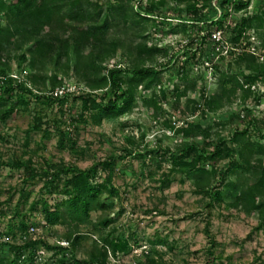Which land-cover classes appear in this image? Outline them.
Segmentation results:
<instances>
[{
  "label": "trees",
  "instance_id": "trees-1",
  "mask_svg": "<svg viewBox=\"0 0 264 264\" xmlns=\"http://www.w3.org/2000/svg\"><path fill=\"white\" fill-rule=\"evenodd\" d=\"M116 1L104 10L95 0H0V120H6L20 106H27L31 96L40 95L45 97L47 103H63V99L75 98L79 94L82 101L80 117L87 122L85 116L90 113L92 121L98 124L104 119L117 118L131 112L136 107L141 89L145 93L152 90L150 96H144L143 104L153 114L162 109L161 100L167 97L162 67H167L168 63H154V55L161 53L162 49L142 41L133 44L127 38H117L113 35V29L119 26L118 22L126 24L133 20L137 26L141 22L162 17L157 9L167 5V0H149L147 7H140L133 14L127 9L129 0ZM172 1L178 6L183 5L186 12L183 15L181 9L178 11L179 22L169 30L172 34L196 28L189 21L205 19L208 14L203 11L211 4V0H203L201 5L199 0ZM250 3L251 0L238 1L235 9H247ZM246 13L232 29L233 42H238L248 29L264 28V13L248 10ZM225 16L219 20L220 25ZM144 32L139 30L136 35L143 38ZM197 33H200V28H197ZM188 40L191 43L184 49L185 57L178 65L179 79L185 83L179 92L180 96H186L196 85V80H190L189 74L185 72L186 66L198 64L204 58L202 54L197 57L198 48H192L194 39L190 37ZM263 48L259 47V50ZM120 50L121 58L127 60L128 65H120L116 60L117 64L109 67L107 62L115 59ZM16 53H19V64L13 70L11 60ZM167 55L168 52L164 51L163 56ZM174 55H178L177 52ZM234 60L238 64L247 62L250 72H221L219 65H214L219 73L218 89L209 96H205L204 91L203 100L196 104V110L218 112L232 105L238 91L245 98L251 94L260 97L259 90L252 86L264 80V62H258L257 55L248 52L238 55ZM47 63L55 67L53 74L48 76L41 71V67ZM26 68L30 70L26 71ZM70 77H75L83 86H78L76 92L66 91L60 95L56 89L66 88ZM47 87L49 90H45ZM156 87H159V93L155 92ZM164 123L170 129L175 127L169 119ZM39 128L37 123L29 129ZM210 129L202 128L200 123L194 122L175 128L185 138L203 134L204 140H184L178 145L177 153L170 148L162 153L165 157L169 156L171 171L194 180L197 193L210 197L212 203L228 201L229 206L240 208L247 214L257 213L260 218L257 229L263 228L264 143L252 140L253 133L247 126L243 130L235 129L230 137L216 140H210ZM68 134L61 131L62 147H66V142H70L72 147L76 144ZM125 151V155H112L87 168L65 162H47V166L37 168L32 158L0 160V167L24 169L25 183L39 178L43 181L42 190L63 194V198L54 205L46 196L38 202L41 204L40 213L45 226L67 227L57 243H52L42 233L38 239H33L28 229L31 226L40 227V222L32 221L25 214L15 211L17 216L9 220L6 229L0 228V264H111V256L119 257L120 253H129L131 238L128 235L114 236L115 231H112L107 237L100 234L99 238H92V248L87 257L79 255L82 242L92 237L82 227L92 224L99 234L101 227L111 223L108 217L93 222L92 214L115 207V199L121 194L113 181L117 160L132 154L133 150L125 148ZM152 152L145 151L139 155L146 157ZM220 161L227 164L219 166ZM103 172L105 176L100 181ZM232 176L235 178L230 179ZM6 214L0 209V223L5 220ZM15 217L19 218L18 224L14 222ZM27 234V240L23 241ZM5 237L9 239L4 240ZM134 240V243L138 241L135 235ZM42 248L50 252V255L46 257ZM207 254L208 262L216 264L219 256H216L215 247L211 246ZM163 255L162 251L152 247L150 251H142L139 257H142L143 264H162Z\"/></svg>",
  "mask_w": 264,
  "mask_h": 264
},
{
  "label": "rangeland",
  "instance_id": "rangeland-1",
  "mask_svg": "<svg viewBox=\"0 0 264 264\" xmlns=\"http://www.w3.org/2000/svg\"><path fill=\"white\" fill-rule=\"evenodd\" d=\"M95 1L104 10L117 3L116 0ZM148 2L149 0H129L127 9L133 14L138 8L147 7ZM183 8V5L178 6L174 1L167 0V5L157 9L162 17H154L156 19L141 22L137 26L133 20L126 24L118 22L119 26L113 29V35L117 38H127L133 44L142 41L162 49L161 53L154 55V63H168L167 67H162L167 97L161 100L162 109L157 110L156 114L143 104L144 96H150L152 90L145 93L141 89L136 107L131 112L117 118L104 119L100 124L92 121L90 113L85 116L87 122L80 117L82 101L79 94L75 98L63 99V103H47L43 95L31 96L27 106H20L6 120H0V160L32 158L37 168L47 166V162L72 163L87 168L112 155H125V148L133 150L132 154L117 160L113 181L121 194L115 199V207L92 214L93 222L108 217L111 223L107 227H101L99 234L92 224L82 227L84 232H90L92 236L81 244L79 255L82 257H87L92 248V238H99L100 234L107 237L109 232L115 231L114 236L128 235L131 238V251L120 253L119 257L111 256V264H143L142 257L139 256L143 250L150 251L152 247L163 252L162 264H211L207 254L211 246L215 247L216 256H219L216 264H264V227L257 229L260 224L258 214H247L240 208L229 206L228 201L212 203L210 197L197 193L194 180L179 172H172L169 156L162 154L169 148L177 153L178 145L184 140H204L203 134L185 138L175 130L178 126L192 122L200 123L202 128H211L210 140L230 137L235 129L243 130L247 126L253 133L252 140L264 143V80H260L255 88L259 90L260 97L251 94L245 98L238 91L232 105H227L218 112L195 109L198 108L196 104L202 102L204 91L205 96L217 91L219 73L215 68L206 69L204 62L207 60L206 56H210L211 46L201 45L197 28L202 27L188 28L187 32L179 31L177 34L169 33L171 26L179 22L178 11L181 9L182 14H186ZM253 11L264 13V0H252L250 12ZM209 18L210 16H206L202 21ZM139 30L145 31L143 38L136 35ZM164 30L168 33H164ZM247 36L256 37L258 49L264 46V28H253ZM190 37L194 39L192 48H198L197 52L204 58L198 64L186 66L185 72L189 74L190 80H196V85L186 96H180L179 92L185 83L179 79L178 65L185 57L184 49L191 43L188 40ZM164 51L168 52L166 57L163 56ZM175 52L178 55L175 56ZM258 52V62L262 63L264 48ZM121 53L122 50L107 65H128V61L121 58ZM18 54L12 56L13 70L18 68ZM235 58L221 56L215 61V65H219L221 72L249 73L247 62L238 64ZM54 69L52 63L41 67L46 76L53 74ZM78 86L83 84L75 77H70L67 87H62L59 94L76 92ZM48 87L45 90H49ZM155 92L159 93V87L155 88ZM167 119L171 120L174 129L164 123ZM37 123L40 128L30 131V126ZM61 131L69 133L68 136L76 142L74 147L70 142H66V147L61 146ZM145 151L153 152L146 157L139 155ZM224 163L220 161L218 165L227 164ZM104 176L105 173H101L99 180L102 181ZM234 178L232 176L230 179ZM24 179V169L0 167V209L7 212L0 228L6 229L9 220L14 219L17 214L15 211H19L28 219L40 222V234H44L52 243H57L67 227L45 226L38 200L46 196L54 205L63 198V194L42 190V179L37 178L27 183ZM14 222L18 224L19 218L15 217ZM134 235L138 239L135 243ZM42 250L46 257L50 255L46 249Z\"/></svg>",
  "mask_w": 264,
  "mask_h": 264
},
{
  "label": "built area",
  "instance_id": "built-area-1",
  "mask_svg": "<svg viewBox=\"0 0 264 264\" xmlns=\"http://www.w3.org/2000/svg\"><path fill=\"white\" fill-rule=\"evenodd\" d=\"M203 0H199L200 5ZM238 1H247V0H211L210 6L206 7L203 12L207 13L210 16L209 19L206 20H191L189 24L195 25L197 27H202L200 29V40L201 45H210V56H206L207 60H205L206 69L214 70V65L221 56H228V57H237L238 55L248 52L253 53L255 55H259V49L256 46V37L252 36L249 37L247 35L250 34V30L253 28L248 29L247 32L242 36V38L238 42L232 41V29L236 26L238 20L245 16L247 13L246 11L250 12L252 0L250 5L247 9L236 10L235 3ZM225 8H227L225 10ZM222 24L220 25L218 22L223 17ZM204 39V40H203ZM204 41V43H203ZM202 49V48H201ZM198 50V49H197ZM199 57L201 55L200 52H197ZM212 54V55H211ZM215 76V75H214ZM252 88H256V85H253ZM63 88L56 89L59 93ZM65 93V92H63ZM28 234L33 239H38L40 232L38 231V227L31 226L28 229ZM28 234L23 237V241L27 240ZM9 238H4V240H8ZM3 240V239H2ZM60 244L67 245V242H59ZM144 251V250H143ZM148 251V250H145Z\"/></svg>",
  "mask_w": 264,
  "mask_h": 264
}]
</instances>
